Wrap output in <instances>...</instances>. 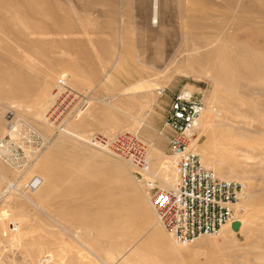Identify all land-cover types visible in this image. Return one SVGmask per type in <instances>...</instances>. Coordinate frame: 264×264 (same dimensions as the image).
I'll use <instances>...</instances> for the list:
<instances>
[{
  "label": "rangeland",
  "instance_id": "obj_1",
  "mask_svg": "<svg viewBox=\"0 0 264 264\" xmlns=\"http://www.w3.org/2000/svg\"><path fill=\"white\" fill-rule=\"evenodd\" d=\"M7 1L0 0V137L6 111L35 136L23 171L0 160V264H264V0H157L156 19L152 0ZM243 49L249 69L234 59ZM60 77L86 104L52 123ZM183 90L201 96L205 109L211 100L220 112L214 123L256 133L235 138L224 125L200 130L199 142L227 179L245 184L256 208L242 201L244 227L228 242L200 237L205 245L168 249L152 237L156 230L171 239L134 168L87 142L93 133H134L151 172L172 165L161 127L170 97Z\"/></svg>",
  "mask_w": 264,
  "mask_h": 264
},
{
  "label": "built area",
  "instance_id": "obj_2",
  "mask_svg": "<svg viewBox=\"0 0 264 264\" xmlns=\"http://www.w3.org/2000/svg\"><path fill=\"white\" fill-rule=\"evenodd\" d=\"M55 92L58 94L48 112V121L59 123L66 117L81 114L86 97L67 86L62 77L56 81ZM156 92L162 96L165 88ZM204 108L201 96L179 91L170 97L164 110L161 133L166 137V156L173 161L174 172V183L169 188L143 177L149 173L150 160L146 145L136 134L93 133L87 142L107 155L126 160L134 168L136 181L149 189V203L157 222L179 245L190 244L199 237H215L223 225L231 226L237 221L236 211L243 213L239 204L246 193L245 184L219 178L213 169L205 166L197 152L201 139L199 117ZM5 116L7 125L0 137V160L21 172L30 160L32 152L26 148L35 133L14 112L8 111ZM35 185L32 181L25 188Z\"/></svg>",
  "mask_w": 264,
  "mask_h": 264
},
{
  "label": "bare ground",
  "instance_id": "obj_3",
  "mask_svg": "<svg viewBox=\"0 0 264 264\" xmlns=\"http://www.w3.org/2000/svg\"><path fill=\"white\" fill-rule=\"evenodd\" d=\"M3 1V0H2ZM5 1V0H4ZM9 1V0H8ZM7 1V2H8ZM228 1V0H227ZM11 1H9V3H10ZM13 2V1H12ZM28 2V1H27ZM41 3V2H40ZM4 4V3H3ZM8 4V3H7ZM11 4V3H10ZM14 4V3H13ZM17 4V3H16ZM33 4V3H32ZM12 5V4H11ZM38 5V4H37ZM47 5V4H46ZM15 6V5H14ZM216 6V5H215ZM4 6H2V8H3ZM8 7H9V5H8ZM34 7V6H33ZM38 7V6H37ZM157 0H152V5H151V11H152V16H153V19H156L157 17ZM224 7V6H223ZM260 7H262V6H260ZM7 8V7H6ZM35 8V7H34ZM40 8V7H39ZM30 9V8H29ZM33 9V8H32ZM37 11V10H36ZM42 11V10H41ZM7 12V11H6ZM5 12V13H6ZM39 12V11H38ZM37 12V13H38ZM1 13V12H0ZM13 14H14V21H15V25L17 26H19V25H21V19H20V16H19V11H18V7L16 6V7H14L13 8ZM1 16V15H0ZM3 16V15H2ZM12 18V17H11ZM0 19H2L1 17H0ZM4 19V18H3ZM22 20H24V19H22ZM2 21H5V20H2ZM13 21V20H12ZM27 21V20H26ZM5 23V22H4ZM27 23V22H26ZM12 24H14V23H12ZM11 24V25H12ZM5 25H6V23H5ZM10 25V24H9ZM28 26V25H27ZM7 27V26H6ZM11 27V26H10ZM194 28V27H193ZM8 33H10V31L8 32ZM248 33V32H247ZM249 35V34H248ZM14 38V37H13ZM19 38V37H18ZM15 40H16V38H15ZM19 40V39H18ZM21 40V39H20ZM9 41V40H8ZM12 42V41H11ZM18 42H20V41H18ZM13 43V42H12ZM17 44V43H16ZM19 44V43H18ZM215 50V49H214ZM212 51V50H211ZM216 51V50H215ZM242 53H244V55H241L242 56V60H240V59H236L237 57H235L234 59H235V61H236V65H243V67L244 68H246V69H249L250 68V66L249 65H247L246 63H244V58L246 57V59H247V57H249V56H251V54H250V52H249V50H247V49H243V51H241ZM218 55H219V53H217ZM3 56V55H2ZM4 57V56H3ZM226 57V56H225ZM2 59V58H1ZM139 60V59H138ZM138 63H140V62H138ZM250 64V63H249ZM1 68V67H0ZM5 74V73H4ZM225 74V76H227V74H228V76H230V74H229V72H227V73H224ZM237 86H240V83L237 85ZM2 88V87H1ZM158 89H161V88H158ZM11 90V89H10ZM157 91V90H156ZM155 91V93L157 94V92ZM183 91H185V92H190V90H183ZM0 92H2V91H0ZM5 92H7V91H5ZM9 92V91H8ZM2 94V93H1ZM29 99V98H28ZM36 102L37 101H35V104H36ZM205 103V102H204ZM207 107H206V109L204 108V110L202 111V113H201V115H200V117H199V130H203V131H209V130H211L213 127H219V126H224V125H226L227 126V128H228V131L231 133V135H233V137H235V138H243V139H250V138H252V137H254L255 135H256V133L254 132V131H251L250 129H248V127H246V126H242V125H235V126H233V125H231V124H225V121H221V123L220 124H216V123H214V119H213V117H211V116H213V115H218L220 112H216V110L215 109H213V106L211 105L212 104V102H211V100H208L207 101ZM0 111H2L1 109H0ZM5 113H8V111H6ZM214 113V114H213ZM210 114V115H209ZM68 132V131H67ZM124 132V131H123ZM71 135V134H70ZM73 135V134H72ZM113 136V135H112ZM83 140V139H82ZM197 152L200 154V156H201V158H202V160H203V162H204V164H205V166L206 167H208V168H211V169H213L214 170V172L217 174V176L219 177V178H221V179H227V178H229V176H225V175H223L222 173V168L217 164V163H215L213 160H211L208 156H206L205 155V153L204 152H202L201 151V153H200V151H199V144H198V146H197ZM28 153H30V151L28 152ZM117 159H120V160H123V161H126V160H124V159H121V158H117ZM150 160V159H149ZM127 162V161H126ZM150 167V166H149ZM149 173H146V174H143V177L144 178H146V179H149V180H153V181H156L157 183H158V185L160 186V187H163V188H169V187H171L172 185H173V183H174V172H173V164L171 165V164H169V162L166 160V161H163L162 163H160V166H159V170L157 171V172H151V170L149 169V171H148ZM133 178H134V180L136 181V179H135V177H134V175L132 176ZM238 178V177H237ZM137 182V181H136ZM10 186L11 187H13L14 185H11L10 184ZM16 189V187H14V190ZM145 190H146V192H145V194L148 196V203H149V189L147 188V186L145 185ZM263 192H262V197H263V199H264V188H263V190H262ZM250 193V191H246V195L247 194H249ZM242 201H243V205L245 206V208H248V209H255L256 208V203L253 201V199L252 198H250V199H248L247 198V200H246V198H245V196H244V198L241 200V202H240V204H239V208H241V209H243V213H241V214H239V212L238 211H236L235 212V217H236V219H237V221L239 222V227H238V229L237 230H233V229H231V226L229 225V224H226V225H223L221 228H220V230H219V232H218V234L216 235V236H220L224 241H229V239H231V237L234 235V233L235 232H237V231H241V229L244 227V219H243V216H244V213H245V209H244V206L242 205ZM149 205H150V203H149ZM150 207H151V205H150ZM151 209H152V207H151ZM152 211H153V209H152ZM153 214H154V211H153ZM158 223V222H157ZM159 224V223H158ZM160 225V224H159ZM161 226V225H160ZM162 227V226H161ZM162 229H163V227H162ZM164 230V229H163ZM163 236H164V234H163V232H161V231H154L153 233H152V237L154 238V237H156V238H158L159 240L156 242V244L158 245V246H160V247H162V246H166V247H168V249L170 248V247H175L174 245H173V241L170 239H167V240H165V239H163ZM161 237V238H160ZM196 240V239H195ZM205 241L206 240H204V239H202V238H200L199 237V239L197 238V244L198 245H205ZM94 256V255H93ZM95 258H97L96 256H94ZM97 260H98V258H97ZM100 261V260H99Z\"/></svg>",
  "mask_w": 264,
  "mask_h": 264
},
{
  "label": "water",
  "instance_id": "obj_4",
  "mask_svg": "<svg viewBox=\"0 0 264 264\" xmlns=\"http://www.w3.org/2000/svg\"><path fill=\"white\" fill-rule=\"evenodd\" d=\"M239 227V222L238 221H234L232 224H231V229L233 230H237Z\"/></svg>",
  "mask_w": 264,
  "mask_h": 264
},
{
  "label": "crops",
  "instance_id": "obj_5",
  "mask_svg": "<svg viewBox=\"0 0 264 264\" xmlns=\"http://www.w3.org/2000/svg\"><path fill=\"white\" fill-rule=\"evenodd\" d=\"M165 103H166V104L168 103V99H165Z\"/></svg>",
  "mask_w": 264,
  "mask_h": 264
}]
</instances>
